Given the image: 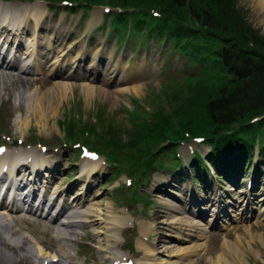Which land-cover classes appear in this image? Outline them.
Returning a JSON list of instances; mask_svg holds the SVG:
<instances>
[{"label":"rangeland","instance_id":"rangeland-1","mask_svg":"<svg viewBox=\"0 0 264 264\" xmlns=\"http://www.w3.org/2000/svg\"><path fill=\"white\" fill-rule=\"evenodd\" d=\"M38 1L30 3L36 5L39 3ZM53 1L58 2L59 0ZM2 3L18 4L19 2L15 3V1L10 0ZM30 3L22 2L21 4L28 5ZM42 5L43 20L39 23L38 34L42 37L47 35L48 39H52L55 46L64 45L65 43L63 48L66 53L69 51L68 47L75 48V50L70 48V54L73 56L78 52L77 46L74 45L78 41H83L82 37L87 32L88 37H90L84 50L89 53L93 52V54L98 50H105L108 56L112 54V58L109 63L101 61V57L97 60L100 71L98 72V80L96 79L93 84L96 86H93L95 88L94 93H92L89 100L84 98L86 84L72 81L70 83L72 91L69 92L68 98L64 99L61 104L59 102L55 104L54 101L59 100L60 92L63 91V88L59 85L62 81L60 78H51L46 74L41 75L43 80L41 79L35 83L22 80L17 82V87L22 92L24 99L22 96L19 97V91L16 90H11L10 94L3 93V97L0 99V144L4 141L7 149L11 148V155L27 152L39 154L41 152L43 158L50 159L52 162V170L55 174L44 173L47 177L45 180L41 178L36 185L35 182L31 184L35 189L36 196L41 195L42 192L40 191L45 186L47 194L52 193L55 188L59 187V189L66 191V194L61 197L67 202L69 195L76 190L78 191L79 181L82 185L85 184L83 191L87 201L84 203V207L89 203H97L94 206L102 210H106V207H112L113 211L129 212L133 219H138L137 223L133 225V229L126 228L119 234V238H123V241L120 242L125 243V245L121 244L122 253L124 254L126 253V243L132 244L136 243V240H140V232H138L137 226L141 220L147 223L153 221L158 223L161 220L166 207L160 205L156 197L157 193L163 194L162 190L168 192L167 194L172 203L176 206H183L184 204L187 210L189 212L193 211L195 215L200 209L212 210L208 204L209 201L224 209L228 214H231L232 207L242 208L246 201L241 191L247 188L250 180L254 182L258 179L259 183L253 189L254 192L257 194L264 192V170L259 162L254 164L252 172L245 170L242 175L244 179H240L236 187L228 185L224 187V182L216 180H211L206 184L199 182L200 184L197 185H194L191 180L178 183L171 177L169 171L158 168L151 169L150 181H143L138 191V193L149 194L150 204L148 206L126 199L127 195L124 192L132 194L137 190L138 185L135 186V180H131V186L124 188L128 190L119 191L118 194L121 199L116 196L114 188L124 184L126 177L120 176L114 180L115 177L112 176L111 169L102 162L103 160H100V167L98 166V170L90 178H86L85 174H81V170L83 168L88 170V166L85 167L86 162L79 158V148L63 144L64 135L70 136L68 131L70 125L75 128L74 135L70 136L73 137L72 139H78L76 137L83 135L85 140H92L94 139V137H91L92 135L103 136L106 130L111 129L115 134L120 135V140H125L131 132L130 141L133 143V147L137 144L136 148L133 149L137 154L146 150V145L144 147L139 139H142L144 134L157 127L160 130H156L161 133L160 146L166 139L162 146L164 148L168 145V139L164 136V133H166L169 126L172 133H174L180 126V124L175 126V123L181 120L183 115L190 109L203 105L200 100H203L212 92L220 90L222 87L220 85H224L226 82L210 80L209 77L187 80L189 79L188 75L192 77L199 75L200 70L198 67L187 63L186 59H179L169 51V46L158 45V42H152V44L147 45L148 48H139L137 38L133 35V38H129L125 47L118 49L120 39L106 38V32L98 29V26L102 24L103 9L94 8L85 20L79 21L80 14L67 16L63 10H60L53 15L47 9L46 4ZM234 8L238 9L245 18L244 20L237 17L236 25L246 27L249 29L247 32L250 35L264 39V0H235ZM95 12L97 14H94ZM23 14L20 13L22 16ZM29 23L30 26L26 28V38L30 37L33 32L34 22ZM142 40L145 41L144 37H142ZM9 41L12 43L13 38H10ZM84 43L86 42H81L78 46H84ZM89 62L87 58L82 62L81 68L83 71L87 68ZM115 69L117 70L115 77L117 86H102L100 82L103 80L102 74L104 71L106 70L109 73ZM41 83H44V85L42 86ZM121 87L127 88V91L117 93L118 88ZM101 90L102 94L100 93ZM44 95L50 102L53 101V106L58 108L57 113H51L50 108L46 110L45 117L44 113L34 112L38 105L37 100ZM17 120H20V123ZM25 121H29V126L25 129L22 128L24 132L21 131L20 133L19 128L24 127L21 122L24 123ZM160 122H163L164 126ZM83 127L84 131H80ZM41 128H45V130L41 131ZM16 132L17 135L24 134L25 144L28 147L21 145L23 137L17 136ZM249 133L256 138V143L261 142L264 138V130L261 126L249 130ZM42 147L46 150L42 151ZM86 147L90 148L89 146ZM165 150H167L166 155L161 153L159 156L156 149H154L153 155L160 158V161H163L167 166H170V160L168 159L172 157V151L170 148ZM194 150L204 156L208 153L209 147L205 143L196 145L193 141H190L176 150L180 161H183V164H188L187 168H190V164H192L191 158ZM22 158L26 159L27 155ZM121 164L127 168L135 169L139 167L137 164H130L128 161ZM115 170H117V166ZM47 181H50V183L47 184ZM28 184H30V181ZM87 185L89 186L88 189ZM205 187L211 190L212 193H205V190H203ZM237 188H240V190ZM58 197L60 196L58 195ZM58 197L54 199L53 204L56 203L57 205L59 203ZM134 198L140 200L139 195ZM143 200L145 201V199ZM198 201H202V203L199 204ZM122 202L123 204H121ZM131 204L133 205L130 206ZM248 206L253 215L259 211V208L253 206L252 203ZM244 215H250L248 210L244 211ZM205 217L209 221L210 217L207 215ZM226 222L231 224L228 228ZM231 222L222 218L218 220V224L209 223L207 225L209 232L202 240L198 241L204 246L206 244L205 251H201L199 255L190 256L191 258L188 257L189 259L187 258L182 264H210L211 260L224 256L220 253L223 252L222 247L225 244L237 247L234 253L238 256L230 253L227 257V249L224 250L226 254L224 258L230 259V261H227L231 264H264V221L251 219L248 224ZM77 232V235L73 236L74 241L69 248V252L77 264H108L110 262V258L114 256L113 249L115 247L110 251L105 250L104 247H111L112 235L107 234V243L105 241L100 243L103 236L99 239V236H94L90 231L79 229ZM160 232L162 231L160 230ZM158 233H155L154 237L150 234L149 239L152 241V239L157 238ZM56 244L57 242H52L48 250L52 251L54 246L57 249ZM179 245L182 248L191 246L187 242H182ZM135 251L136 264L144 262L141 259L143 258L142 255H137L136 248ZM232 258H235L236 262H233ZM0 264L6 263L0 261ZM14 264H24V262L18 263L16 261Z\"/></svg>","mask_w":264,"mask_h":264},{"label":"bare ground","instance_id":"bare-ground-1","mask_svg":"<svg viewBox=\"0 0 264 264\" xmlns=\"http://www.w3.org/2000/svg\"><path fill=\"white\" fill-rule=\"evenodd\" d=\"M38 6L39 5H31L28 7L29 11L32 12L31 15L32 20L34 21V29L31 35L32 39L29 38L25 49L26 51H24V56L26 58H20V56L15 58V55H10V59L7 63H4L3 58L0 66V99L3 97V93L10 94L11 90L19 91L20 89L17 87V82L31 74L32 67H35L36 73L39 72L40 67H44L46 70L50 69L48 75L55 74L64 79L61 80L62 82L59 84L63 88V91L60 92L59 100L54 101L55 104L57 102L61 104L64 99L68 98L69 92L72 91V86H70L69 82L75 78H82L86 82L89 81L86 85L84 84V98L89 100L95 89L90 83L94 81L92 75L96 76L98 72L97 56L103 54L100 55L102 59L105 57L104 55H106V53L101 52L100 50L97 56L91 57L90 64L81 72L80 66L82 62H84V59L87 56H90L87 52H84L82 48L79 50V53L73 57L68 53L66 55H56L58 53V48L62 46L57 45L59 47H55L54 43H52V39L47 38L46 44L42 46V44L38 42L37 35V27L39 26L38 20H40L37 13L41 12H37ZM21 21V15L18 14L16 6L0 3V40L5 41L6 39L5 43H8L10 35H13L15 40H21L26 37L24 30L28 26V23L26 20L23 22ZM9 28L11 29L8 30ZM1 55L0 51V56ZM108 58H105V60L109 62L112 58V54L109 55ZM26 59H28L27 65L20 69L18 74H13V72H16L14 70L18 68L19 62ZM47 64H49V66H47ZM64 71L65 73H63ZM113 74L114 72L107 73L104 71L101 85L106 86L111 85L110 83L113 84ZM30 82L35 83L36 81L32 80ZM116 83L114 85H116ZM41 85L43 86L44 83H41ZM125 91H127V88L121 87L118 88L117 93ZM100 93H103L102 90ZM20 96L23 97V94L19 91V97ZM102 98H104V96H102ZM37 104V108L34 110L35 113H44L45 117V112L48 108H50L51 113H57L58 108L54 107L53 101L50 102L45 95L37 100ZM17 121L20 123V120ZM21 124L24 127H20L19 131L24 132V129L29 126V121H25L24 123L21 122ZM22 128L24 129L22 130ZM43 130H45V128H41V131ZM35 155H38V158L35 159L33 156L30 164H26L29 162L25 163L21 160L19 161V158L21 157L11 159L8 151L0 156V170L8 163L9 177L13 175L15 168L20 164L19 162L22 163L17 168V170H21L19 177L17 180L12 178V190L16 191L18 195H20L19 190L23 187L22 184H18V181L21 182L24 180L26 175L29 177L25 178L26 182L30 181L31 184H33V182L36 184L38 183L36 177H38L43 171H46L47 174H55L52 170L53 167L51 162L44 160V158L41 159V157H44L41 153ZM98 166L97 161L95 163H90L88 165V170L85 172L86 178H90V176L98 170ZM49 183L50 181H47V184ZM31 184L29 186H31ZM88 187L89 186L87 185V189ZM84 188L85 184L82 185L81 190H84ZM56 190L58 191V189ZM63 193V190L59 191V194ZM79 194H81V192H76L75 195L71 196L70 204L77 201L80 204L78 209L83 208L81 211L71 210L68 205L65 204L58 207L56 211L57 214L54 218V215L49 218L52 222H49L46 217L42 218L41 215L39 216V218H41L39 228L43 230H38V233L42 231V237L38 238L31 234L29 227L26 225L28 220H24L20 217L13 218L16 211L19 209V202L27 203L28 200L34 196V189L30 190V192L24 197H20L17 201L14 199L8 200L6 198V203L0 202V261L6 264H14L15 259L26 256L32 259L29 262L30 264H77L73 256L70 254L69 248L70 244L74 241L73 236L77 235V230L79 229L88 232L90 231L94 236H99V239L103 236L100 239V243H103L104 241L107 243V234H110L113 238L111 247H115L117 242L122 240V238L117 239L119 233L123 230L121 226L128 222L125 214L123 212L120 213L113 211L112 207H106V210H102L99 207L94 206L97 203H89V205L84 207V203L87 201L85 193L83 191L81 196H79ZM168 198V194H164L162 197L160 195L156 197L158 203L166 207V211L162 214V218L158 223L155 221L147 223L142 220L138 223V230L142 236L140 240H136L135 247L139 255H143L144 260H147L140 264H182V262L187 260L188 257L199 255L201 251H205L206 244L204 246L197 241L204 238L206 235V228L202 226L200 222L195 220L194 215H188L185 212V208L175 206ZM75 199L76 201H74ZM259 201H262V199ZM41 204L42 203H40L39 206ZM212 214L211 217L213 218ZM235 215V213H232L234 220L237 219ZM60 218H63V222L56 225V222H58ZM256 218L264 219V208L258 212ZM160 230L162 232H160ZM155 233H158L157 238L152 239V241L149 239V242H146V237H149L150 234L154 237ZM49 240L57 242V249L55 248L56 246H54L52 251L48 252L47 243ZM182 242H187L191 246L182 248L180 247L181 245H179ZM24 246H26L25 252L22 251ZM111 247L106 246L104 248H106L105 250L108 249V251H110ZM225 248L227 249V257L230 253L234 256H238L234 253V251L237 250V247L235 248L234 246H229L227 244L222 247L223 252L220 253L221 255L226 256L224 251ZM24 253L25 255H23ZM224 256H219L213 261L211 260L210 264H231L228 262L230 259H226ZM113 259L115 260H113L111 264H116V262H118L116 256H114ZM232 261L236 262V259L232 258ZM122 262L123 261L117 264H121Z\"/></svg>","mask_w":264,"mask_h":264},{"label":"trees","instance_id":"trees-1","mask_svg":"<svg viewBox=\"0 0 264 264\" xmlns=\"http://www.w3.org/2000/svg\"><path fill=\"white\" fill-rule=\"evenodd\" d=\"M85 1L98 3L104 0ZM105 1L109 5L133 9L132 14L138 15L134 22L136 31L147 27L151 31L155 29L159 35L164 33L173 36L175 41L179 40L178 45H173L180 52L188 50L192 57L204 59V62L212 58L219 61L230 80L224 81L226 83L220 85V90L200 100L203 105L190 109L175 126L180 124L178 128L190 129L194 136H204L217 153L239 146L237 131L244 127L251 128L253 125L249 122L264 114V39L250 35L248 28L236 25L237 17L245 18L234 8L235 0ZM150 9L158 10L161 17H151ZM140 26L144 27L139 29ZM185 119H189L186 126L182 124ZM160 124L164 126L163 122ZM156 129L160 130L156 127L139 139L144 147L146 145V150L139 154L133 151L137 144L133 147L131 132L123 141L120 140V135L108 129L97 140L88 142L92 149L113 157L121 170L140 181L148 171L143 172L142 169H149L155 163L153 152L161 141V133ZM68 131L70 136L74 135V126L70 125ZM80 131H84V127ZM232 131L235 133H231ZM167 133L172 134L170 126L166 136ZM70 136L69 138H73ZM79 138L82 139L83 135ZM252 145L253 141L243 143L247 150ZM127 161L139 167H124L121 163Z\"/></svg>","mask_w":264,"mask_h":264}]
</instances>
